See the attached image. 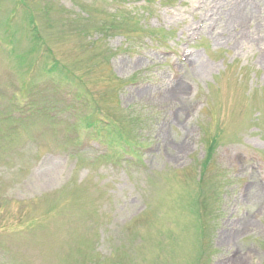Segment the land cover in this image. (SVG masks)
<instances>
[{
    "label": "rangeland",
    "instance_id": "rangeland-1",
    "mask_svg": "<svg viewBox=\"0 0 264 264\" xmlns=\"http://www.w3.org/2000/svg\"><path fill=\"white\" fill-rule=\"evenodd\" d=\"M91 1L0 0V264H264L260 0ZM247 3L234 34L225 7ZM84 125L152 143L149 169Z\"/></svg>",
    "mask_w": 264,
    "mask_h": 264
},
{
    "label": "bare ground",
    "instance_id": "bare-ground-1",
    "mask_svg": "<svg viewBox=\"0 0 264 264\" xmlns=\"http://www.w3.org/2000/svg\"><path fill=\"white\" fill-rule=\"evenodd\" d=\"M218 1L220 2L221 0H218ZM259 3H260L261 6L264 7V0H260ZM228 9H229V7L226 6L225 7V10H224V13L226 12V18H224V15H223V18L225 19V27L230 28L232 30V32L234 34H236L235 33L236 32V29L237 28H241V25H239L240 24L239 17H241L242 14L248 13V12H250V14L252 16V5H249L248 3L247 4H244V5L243 4H239V5H236L234 8H230V10H228ZM222 14H223V11H222ZM220 36L225 37V35H222V34H220ZM236 41L238 43L242 44L241 41H240V38H236ZM191 60H195V59L194 58H191ZM196 67L203 68V64L198 61V64L195 66V68ZM178 86H182V84L176 83V84L172 85L171 88H169L167 90V92L170 93L172 91H176ZM245 221L243 220V222H245ZM227 231H228V229H227ZM221 232H224V233H221V236H223L225 234V232H226V229L223 228L221 230ZM240 259H241V256H239V255H237L235 253V257L233 259V264H240Z\"/></svg>",
    "mask_w": 264,
    "mask_h": 264
}]
</instances>
